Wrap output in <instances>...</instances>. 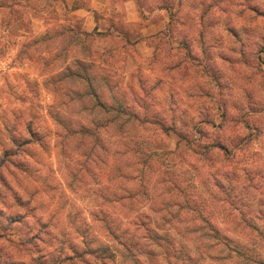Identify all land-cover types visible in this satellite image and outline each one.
<instances>
[{"label": "clouds", "instance_id": "9594fccd", "mask_svg": "<svg viewBox=\"0 0 264 264\" xmlns=\"http://www.w3.org/2000/svg\"><path fill=\"white\" fill-rule=\"evenodd\" d=\"M0 264H264V0H0Z\"/></svg>", "mask_w": 264, "mask_h": 264}]
</instances>
